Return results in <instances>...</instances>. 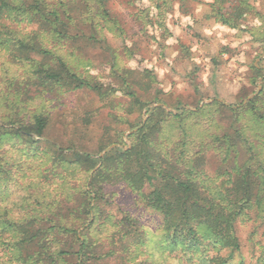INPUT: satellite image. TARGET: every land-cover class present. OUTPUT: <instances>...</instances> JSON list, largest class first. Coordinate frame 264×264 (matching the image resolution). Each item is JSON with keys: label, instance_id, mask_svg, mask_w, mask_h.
I'll list each match as a JSON object with an SVG mask.
<instances>
[{"label": "trees", "instance_id": "1", "mask_svg": "<svg viewBox=\"0 0 264 264\" xmlns=\"http://www.w3.org/2000/svg\"><path fill=\"white\" fill-rule=\"evenodd\" d=\"M193 1L135 0L134 18L143 32L153 27L168 38V14L177 6L189 15ZM253 14L250 0H213L208 17L240 31ZM261 23L264 27V17ZM110 34L126 36L108 0H0V58L6 59L5 66L23 68L9 79L7 67L0 80V248L5 264H93L111 257L121 264L135 262L149 239L138 219L125 213L116 221L103 210L108 188L116 185L162 217L172 250L207 251L209 246L237 252V221L251 211L264 218V88L243 107L250 108L255 128L238 126V108L218 101L169 113L153 71L124 66L110 46ZM260 39L264 44V33ZM125 43L128 58L135 59L136 50L126 38ZM87 47L109 53L108 81L92 71L91 60L83 56ZM77 91L93 93L114 124L129 125V146L123 141L127 132L118 128H108L97 154L49 139V106ZM212 108L231 113L221 135L200 130L196 123ZM117 111L128 117L145 111L148 119L131 121ZM210 152L219 159L214 176L205 171ZM14 192L22 194L11 201ZM108 224L118 229L111 245L116 248L119 242L128 255L135 247V257L100 250L91 229L98 226L102 233ZM230 261L216 255L202 263Z\"/></svg>", "mask_w": 264, "mask_h": 264}, {"label": "rangeland", "instance_id": "2", "mask_svg": "<svg viewBox=\"0 0 264 264\" xmlns=\"http://www.w3.org/2000/svg\"><path fill=\"white\" fill-rule=\"evenodd\" d=\"M134 2L135 0H108L109 9L119 18L126 32L124 38L108 35L110 46L127 68L153 71L162 91V105L166 111L175 114L179 107L195 111L198 106L202 108L218 101L238 108L241 112L238 126L257 127L250 108L243 110V107L264 88V44L260 39V35L264 33L261 23L264 17V0H250L254 14L249 16L245 27L240 31L230 30L208 17L213 0H194L189 5V15H182L176 6L166 19L170 31L168 38L161 37L153 27H147L143 32L141 23L134 18L138 12ZM125 38L136 50L135 59L130 60L125 52ZM82 49L83 56L91 60L94 74L108 81L109 53L94 47ZM5 62L6 59L0 58V80L7 67L9 79L17 71L22 74L21 66H5ZM158 106L160 105L156 104L153 107ZM49 110V139L62 147L74 144L93 154L99 153L108 128H118L122 132H127L129 128V125L114 124L109 117V109L102 108L98 98L88 91L72 92L59 103L50 105ZM117 114L126 116L121 111H117ZM126 117L131 121L137 118L145 122L148 119L145 111ZM87 119H90L89 124H86ZM230 120L231 113L226 110L223 113L215 112L212 108V112H205L196 123L200 124V130L207 129L211 134L221 135L229 127ZM262 128L261 142L264 145V125ZM128 135L129 132L124 135L123 141L124 145L129 146ZM207 158L205 171L214 176L219 169V159L211 152ZM107 192L108 202L102 203L105 213L116 221L125 213L138 219L147 234L149 244L141 255L134 254L135 247L129 249L128 255L119 242L114 248L109 241L118 229L108 224L99 233L98 226H93L91 233L95 236L94 240H99L102 244L100 250L103 253L117 250L126 259L135 256L138 258L128 264H203V260L207 261L208 257L216 255L230 257L229 264H264V218L257 211H251L249 217L241 218L235 224V236L239 243L237 252L232 253L228 249L218 252L209 246L207 251H182L180 248L172 250L165 241L162 217L158 213L137 204L135 196L122 185L110 187ZM21 194L14 192L11 201H15ZM117 239L118 236L115 240ZM6 260L0 248V264H5ZM120 262L111 257L93 264H121Z\"/></svg>", "mask_w": 264, "mask_h": 264}]
</instances>
